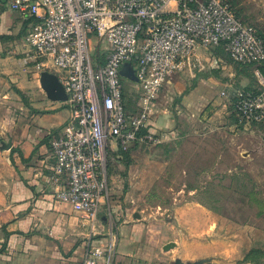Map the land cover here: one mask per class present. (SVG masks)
Masks as SVG:
<instances>
[{
  "label": "built area",
  "instance_id": "built-area-1",
  "mask_svg": "<svg viewBox=\"0 0 264 264\" xmlns=\"http://www.w3.org/2000/svg\"><path fill=\"white\" fill-rule=\"evenodd\" d=\"M11 7L33 19L27 62L39 71L52 62L61 72L72 116L51 142V181L56 200L92 229L109 202V149L156 142L149 129L163 86L200 49L221 46L238 64L264 65L263 38L229 0H14ZM126 64L140 86L135 110L127 108ZM234 105L240 122H264L263 90L237 91ZM104 254L92 246L84 264Z\"/></svg>",
  "mask_w": 264,
  "mask_h": 264
},
{
  "label": "crops",
  "instance_id": "crops-1",
  "mask_svg": "<svg viewBox=\"0 0 264 264\" xmlns=\"http://www.w3.org/2000/svg\"><path fill=\"white\" fill-rule=\"evenodd\" d=\"M13 2L0 0V264H84L87 250L98 245L105 250L98 264H158L159 240L153 242L152 225L144 211L134 208V198L113 201V209L110 200L105 202L94 229L71 204L56 200L51 142L71 118L72 107L67 101L51 100L41 86L42 72L59 76V68L49 62L39 71L27 62L33 19L12 9ZM207 52L200 49L193 58L205 57ZM179 75L164 84L157 101L149 129L154 144L183 136L171 127L184 110L195 116L199 107L220 100L211 75L198 72L191 90L181 88ZM171 99L175 103L168 105ZM128 150L114 143L108 151L110 162L122 160ZM245 153L243 159L260 158ZM173 224H167L172 225L168 228L172 233H163L161 258L170 257L165 252L179 250L175 242L182 238L183 229Z\"/></svg>",
  "mask_w": 264,
  "mask_h": 264
},
{
  "label": "rangeland",
  "instance_id": "rangeland-1",
  "mask_svg": "<svg viewBox=\"0 0 264 264\" xmlns=\"http://www.w3.org/2000/svg\"><path fill=\"white\" fill-rule=\"evenodd\" d=\"M231 1L242 20L264 30V0ZM92 46L97 52V42ZM198 72L215 78L220 100L199 107L195 116L184 110L171 127L183 136L169 143H137L128 157L117 163L109 156L107 160L110 205L122 197L134 198V208L144 211L152 225L153 242L159 240L161 257L163 233H172L167 224L181 227L179 218L183 222L182 238L175 242L179 250L165 252L170 257L155 259L158 264L160 258L163 264L177 258L238 264L250 247L264 248V122H240L234 105L239 90L264 91V65L245 67L209 49L174 75L180 74L183 90H191ZM127 82L126 101L135 110L140 86ZM247 151L262 159H243Z\"/></svg>",
  "mask_w": 264,
  "mask_h": 264
},
{
  "label": "water",
  "instance_id": "water-1",
  "mask_svg": "<svg viewBox=\"0 0 264 264\" xmlns=\"http://www.w3.org/2000/svg\"><path fill=\"white\" fill-rule=\"evenodd\" d=\"M122 76L126 79L138 82V77L136 76L135 68L132 64H126L121 72ZM41 86L47 93L48 97L53 101H67L68 94L65 90L64 85L60 81V78L57 74L44 71L41 74ZM171 247L167 246L166 249ZM209 259H202L196 262H185L180 258H177L173 264H206L209 262Z\"/></svg>",
  "mask_w": 264,
  "mask_h": 264
},
{
  "label": "trees",
  "instance_id": "trees-1",
  "mask_svg": "<svg viewBox=\"0 0 264 264\" xmlns=\"http://www.w3.org/2000/svg\"><path fill=\"white\" fill-rule=\"evenodd\" d=\"M229 2L232 4L234 10L236 11L237 16L241 19V14L238 11V9L235 7L234 3L231 0H229ZM258 31L260 33V36L264 40V30H259L258 29ZM214 50H215V55L216 56H220V54L222 55V54L226 53L225 50L223 49V47H221V46L220 47H216ZM103 59H104V57L102 56V58H101L102 62H103ZM239 65H242V64H239ZM244 66L245 67H250V66H246V65H244ZM126 83H128V82L124 78V85H126ZM125 90H126V88H125ZM245 90L246 91H253L251 89H245ZM255 92H257V91H255ZM125 96H126V92H125ZM127 108L131 110V108L129 107L128 104H127ZM128 155H129V150H128V152H126L125 157H128ZM238 264H264V248L263 247H256V246L252 247L248 252H246L244 258Z\"/></svg>",
  "mask_w": 264,
  "mask_h": 264
}]
</instances>
